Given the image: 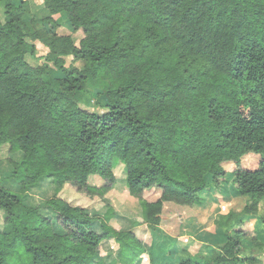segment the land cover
Segmentation results:
<instances>
[{
    "label": "trees",
    "instance_id": "16d2710c",
    "mask_svg": "<svg viewBox=\"0 0 264 264\" xmlns=\"http://www.w3.org/2000/svg\"><path fill=\"white\" fill-rule=\"evenodd\" d=\"M42 7L64 15L70 34H58L59 25L52 33L34 28L27 1L0 0V148L21 153L20 191L42 178L56 191L29 206L0 184V264H90L110 238L117 264H140L153 232L178 237L181 225L171 226L194 216L200 194L229 164L243 208L217 217L222 241L208 259L182 250L175 264H264V243L241 228L264 204V0H42ZM36 42L48 52L32 67L26 57ZM69 57L81 65L66 66ZM99 83L105 91L93 98ZM92 99L104 112L88 111ZM250 156L259 159L251 170L241 166ZM115 160L142 222L120 231L100 222L97 233L98 214L78 202L117 207ZM259 219L264 235V209ZM243 238L256 255H242Z\"/></svg>",
    "mask_w": 264,
    "mask_h": 264
},
{
    "label": "rangeland",
    "instance_id": "374dc122",
    "mask_svg": "<svg viewBox=\"0 0 264 264\" xmlns=\"http://www.w3.org/2000/svg\"><path fill=\"white\" fill-rule=\"evenodd\" d=\"M27 1L29 4L30 14L27 16V22L30 20L34 28H42L47 33H52L56 25L61 26L58 30V34H70L69 29L70 24L64 17V15H49L48 12L44 11L42 7V0H16ZM0 21H3V15L0 12ZM74 41L77 43L83 36L82 32L78 31L72 35ZM47 49L36 42V52L33 55H28L26 57V62L32 66L36 67L43 63L44 56L47 53ZM74 65L79 67L80 62H74L71 57L66 59V66ZM55 76L60 74L55 71ZM105 86L102 84H95L92 87V96L96 97L98 93L104 92ZM91 107L88 109L90 112L102 113L104 110L94 108V101H91ZM254 155V154H249ZM0 184L3 185L13 194H18L22 197L25 204L29 206H37L42 204L44 201L52 197L55 193L53 180L50 178H42L37 187L23 193L20 191V174L21 168L18 163L21 159V153L19 152H9L8 146L4 145L0 148ZM258 158L253 156L245 157L242 159V167L246 169H253L256 167ZM226 174L222 180H220L218 185H211L206 191L200 194V201L197 206L193 207L191 213L194 216L188 218L181 216L180 219L175 221L174 228L176 230L177 225H181V234L176 237L168 233L167 231H158L153 233V248L151 253H149L148 258L158 259L159 256L168 255L171 252V262L170 264H175L177 256L182 250H188L190 254L196 257H201L208 259L210 257V250L216 245L220 244L222 238L220 236V231L215 225V220L218 216L226 214L228 211L238 212L240 211L247 198L239 196L232 187L233 167L229 164L225 167ZM113 175L115 177L114 183V193L117 197H121V200L115 202L117 207L107 210L106 208L99 207L98 202L93 203V201L79 200L78 204L86 208L90 215L96 212L99 216V221L95 227V232L101 233L100 222H104L107 227L113 228L114 230L120 231L128 228L129 222L141 223L142 219V208L136 206L135 198L129 193L126 180H125V168L124 165L118 161H113ZM212 179L210 178L209 181ZM93 205L95 207H93ZM264 209V204L259 205L258 214L252 216L244 217L245 223L241 226L244 234L251 238L257 233V239L259 242L264 243V235L262 232V227L260 224L259 216ZM44 211V210H43ZM169 211V210H168ZM44 213H51L50 211H44ZM95 214V213H94ZM119 218V219H118ZM186 218V219H184ZM166 217H164L165 221ZM2 212L0 211V226L2 225ZM133 220V221H132ZM188 222V223H186ZM165 233V234H164ZM164 234V235H163ZM169 236V238L166 236ZM143 236V244L149 245L151 241V235L145 231L140 235ZM173 238H180L179 240L172 241ZM242 255H256L257 251L247 244V238L242 240ZM173 248H175L173 250ZM183 248V249H182ZM117 249L113 239L103 240L97 251L96 257L91 259L90 264H117L116 263ZM161 258V257H160ZM150 259V260H151ZM140 260V259H139ZM140 264H145L140 262Z\"/></svg>",
    "mask_w": 264,
    "mask_h": 264
},
{
    "label": "crops",
    "instance_id": "0c3cea01",
    "mask_svg": "<svg viewBox=\"0 0 264 264\" xmlns=\"http://www.w3.org/2000/svg\"><path fill=\"white\" fill-rule=\"evenodd\" d=\"M135 203V202H134ZM133 221V220H132ZM139 222H142V219H140V221ZM186 223H188V222H186ZM158 231H163L162 229H157L155 232H153V233H157ZM165 231V230H164ZM165 234V233H164ZM163 234V235H164ZM166 236H167V234H166ZM168 238H169V236H167ZM170 239H173L172 241H176V243H177V240H179L180 238H173V237H171ZM177 239V240H176ZM153 241H156L154 238H153ZM153 244L154 243H152V248H153ZM175 248H173V250H174ZM183 249V248H182ZM160 257H163V256H159V258ZM148 260H149V258H148V256L147 255H143L141 258H140V262H142V263H145V264H147L148 263Z\"/></svg>",
    "mask_w": 264,
    "mask_h": 264
}]
</instances>
